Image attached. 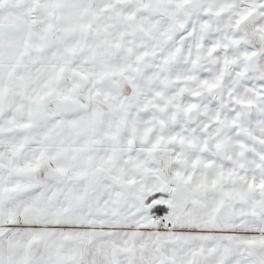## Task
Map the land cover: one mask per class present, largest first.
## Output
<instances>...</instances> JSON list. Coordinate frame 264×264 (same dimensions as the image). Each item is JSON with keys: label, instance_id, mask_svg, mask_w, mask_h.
<instances>
[{"label": "snow or ice", "instance_id": "obj_1", "mask_svg": "<svg viewBox=\"0 0 264 264\" xmlns=\"http://www.w3.org/2000/svg\"><path fill=\"white\" fill-rule=\"evenodd\" d=\"M0 264H264V0H0Z\"/></svg>", "mask_w": 264, "mask_h": 264}]
</instances>
